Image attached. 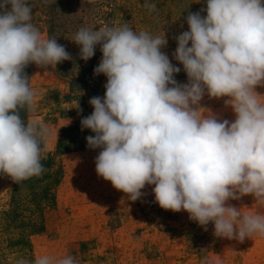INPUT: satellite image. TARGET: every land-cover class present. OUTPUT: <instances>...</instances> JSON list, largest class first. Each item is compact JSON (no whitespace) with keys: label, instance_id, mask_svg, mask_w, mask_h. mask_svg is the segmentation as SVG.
<instances>
[{"label":"clouds","instance_id":"clouds-1","mask_svg":"<svg viewBox=\"0 0 264 264\" xmlns=\"http://www.w3.org/2000/svg\"><path fill=\"white\" fill-rule=\"evenodd\" d=\"M144 7L156 9L150 0ZM32 10L29 0H0V175L16 184L43 173L49 135L44 124L21 117L36 101L24 70L72 59L56 38H41ZM201 12H190L189 30L176 37L184 84L174 79L181 69L161 51L165 34L137 33L127 23L79 28L72 42L80 59H91L100 45L94 74L107 77L103 98L90 99L94 111L81 128L95 133L87 146L101 149L97 175L129 200L154 185L162 209L186 211L205 231L211 222L215 236L243 242L264 237V212L245 214L228 203L251 195L264 204V103L256 91L264 87V0H206ZM205 94L226 98L235 119L199 107ZM31 264L78 261L43 255Z\"/></svg>","mask_w":264,"mask_h":264},{"label":"rangeland","instance_id":"rangeland-1","mask_svg":"<svg viewBox=\"0 0 264 264\" xmlns=\"http://www.w3.org/2000/svg\"><path fill=\"white\" fill-rule=\"evenodd\" d=\"M31 22L41 38H56L71 55L47 69L29 64L24 72L36 93L31 112L21 117L49 129L41 153L44 171L19 184L0 175V264L23 258L74 256L78 264H264V237L253 235L243 242L217 237L210 222L207 231L189 219L186 211L162 209L155 202L154 185L131 201L110 181L96 173L101 149H90L81 120L94 111L89 101L105 94L107 77L95 75L102 58L100 45L88 61L80 59V46L72 42L81 27L128 24L137 33L147 31L167 40L161 51L179 67L174 79L188 82L183 65L174 58L176 37L189 30L186 17L201 12L206 0H29ZM206 15V12H201ZM190 46V43H189ZM256 91L264 103V87ZM226 98H209L199 107L220 119H235ZM228 203L245 214L264 212V204L246 195Z\"/></svg>","mask_w":264,"mask_h":264}]
</instances>
